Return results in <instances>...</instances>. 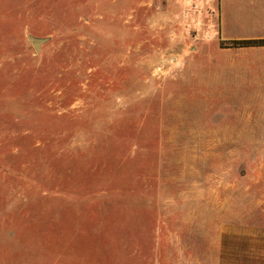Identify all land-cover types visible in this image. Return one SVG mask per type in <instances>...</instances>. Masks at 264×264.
<instances>
[{
	"label": "rangeland",
	"instance_id": "rangeland-1",
	"mask_svg": "<svg viewBox=\"0 0 264 264\" xmlns=\"http://www.w3.org/2000/svg\"><path fill=\"white\" fill-rule=\"evenodd\" d=\"M211 13L0 0V264H216L264 228V38Z\"/></svg>",
	"mask_w": 264,
	"mask_h": 264
},
{
	"label": "crops",
	"instance_id": "crops-1",
	"mask_svg": "<svg viewBox=\"0 0 264 264\" xmlns=\"http://www.w3.org/2000/svg\"><path fill=\"white\" fill-rule=\"evenodd\" d=\"M200 2L213 11L214 17H219L223 39L264 38V0ZM198 16L207 17L201 13ZM216 264H264V228L221 225L216 239Z\"/></svg>",
	"mask_w": 264,
	"mask_h": 264
},
{
	"label": "water",
	"instance_id": "water-1",
	"mask_svg": "<svg viewBox=\"0 0 264 264\" xmlns=\"http://www.w3.org/2000/svg\"><path fill=\"white\" fill-rule=\"evenodd\" d=\"M31 43H32L33 48L37 49L39 47V45L41 44V41L40 40H32Z\"/></svg>",
	"mask_w": 264,
	"mask_h": 264
},
{
	"label": "built area",
	"instance_id": "built-area-1",
	"mask_svg": "<svg viewBox=\"0 0 264 264\" xmlns=\"http://www.w3.org/2000/svg\"><path fill=\"white\" fill-rule=\"evenodd\" d=\"M191 14L192 12L190 13V11H184L183 17H191ZM210 17H214V13H211Z\"/></svg>",
	"mask_w": 264,
	"mask_h": 264
}]
</instances>
